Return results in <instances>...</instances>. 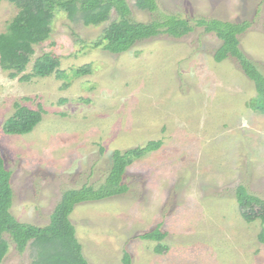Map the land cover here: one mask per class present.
I'll list each match as a JSON object with an SVG mask.
<instances>
[{"label": "rangeland", "instance_id": "obj_1", "mask_svg": "<svg viewBox=\"0 0 264 264\" xmlns=\"http://www.w3.org/2000/svg\"><path fill=\"white\" fill-rule=\"evenodd\" d=\"M125 1L134 21L177 15L194 30L113 54L87 46L110 21L88 27L58 13L26 73L36 58L53 53L70 74L68 87L55 74L20 81L0 67V151L12 173L13 215L46 225L63 192L105 182L116 150L162 141L127 169L125 193L75 207L70 219L89 263L125 264L127 253L130 264H264V224L247 223L235 197L240 185L263 196L264 114L246 105L256 88L239 61L216 62L221 41L195 22L249 21L240 48L264 74V0H157L156 14ZM17 12L0 2V33ZM89 64L91 74L71 73ZM16 103L44 110L29 134L3 131ZM156 228L167 233L163 254L155 252L158 242L141 239ZM5 239L2 264H33L30 248L21 253Z\"/></svg>", "mask_w": 264, "mask_h": 264}, {"label": "trees", "instance_id": "obj_2", "mask_svg": "<svg viewBox=\"0 0 264 264\" xmlns=\"http://www.w3.org/2000/svg\"><path fill=\"white\" fill-rule=\"evenodd\" d=\"M2 0H0L1 2ZM18 12L9 22L5 32L0 33V67L12 79L30 81L56 75L68 87L71 79L67 71L61 70L60 58L53 53H44L36 58L32 71L26 73L35 47L47 41L53 32V22L58 13H64L72 22H82L85 26H100L106 22L102 35L89 43L91 48H103L113 54L131 49L138 41L167 34L182 38L194 30L188 19L177 15H164L148 23L131 19L130 7L125 0H8ZM135 6L142 11L156 14L159 11L157 0H136ZM113 11L117 18L111 20ZM196 26L204 28L205 33H214L221 45L214 54L216 62L230 57L236 58L245 75L254 82L256 96L246 105L253 112L264 114V74L246 57L240 48L239 36L250 27L249 21L230 22L219 19L199 18ZM74 77L92 73V65L72 69ZM14 114L6 120L3 131L8 135L31 133L42 121L44 110H34L16 103ZM162 141H150L146 146L116 150L105 182L95 187L84 185L63 192L60 201L50 215V222L43 226L19 221L12 213L13 189L12 173L7 169L0 151V264L9 251L5 239L8 234L19 252L30 248L33 264H90L83 253V246L76 237L75 226L70 216L75 207L85 202H95L121 195L128 190L124 183L127 169L149 152L157 151ZM235 197L242 218L247 223L261 221L264 224L263 196L251 194L244 185L235 190ZM167 236L165 231L156 228L141 236V239L158 242L155 252L163 254L168 247L161 243ZM261 240L264 241V231ZM124 263L130 264L126 253Z\"/></svg>", "mask_w": 264, "mask_h": 264}]
</instances>
